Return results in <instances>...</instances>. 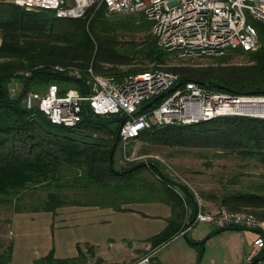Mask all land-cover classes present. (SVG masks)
I'll use <instances>...</instances> for the list:
<instances>
[{
    "label": "trees",
    "instance_id": "16d2710c",
    "mask_svg": "<svg viewBox=\"0 0 264 264\" xmlns=\"http://www.w3.org/2000/svg\"><path fill=\"white\" fill-rule=\"evenodd\" d=\"M91 11L84 17L59 18L50 10L0 4V202L11 204L13 198L21 200L27 190L37 186L54 190L47 191L45 199L33 208L17 206L14 212H54L67 205L124 211L128 208L123 204L157 200L167 204L171 211L165 227L145 239L151 247H158L193 223L194 204L186 186H182L183 197L154 164L143 162L116 168L117 134L122 120L118 115L111 117L118 123L116 128L107 126L113 119L90 113L73 127L55 125L41 112L26 109L18 97H11L7 83L19 76L24 90L31 83L55 82L62 91L68 83L85 91L90 66L94 73L120 79L125 74L162 65L177 72L179 82L192 80L238 94L264 93V24H254L261 42L254 51L228 50L212 57L213 62L206 66H170L169 53L158 46L150 33V22L142 13L136 17L107 14L104 6ZM236 56L246 60L232 61ZM55 65L76 68L81 77L58 72ZM119 65L126 68L121 70ZM25 72L29 75L24 76ZM137 139L211 147L218 152L253 158L264 166V118L222 115L187 124L152 126L141 130ZM143 170L150 171L155 180L147 179ZM62 190H73L88 200L69 199ZM219 202L229 210L250 209L264 219V194L236 190L224 193ZM187 204L191 205L190 212L186 211ZM226 229L243 227L226 226L212 233ZM83 245L85 252L82 245L76 244L75 257L55 258L50 250L34 264H77L86 253L93 255L94 246ZM11 252V242L4 246L0 241V264H7ZM95 264L106 263L97 257Z\"/></svg>",
    "mask_w": 264,
    "mask_h": 264
},
{
    "label": "built area",
    "instance_id": "2783aa9c",
    "mask_svg": "<svg viewBox=\"0 0 264 264\" xmlns=\"http://www.w3.org/2000/svg\"><path fill=\"white\" fill-rule=\"evenodd\" d=\"M27 10H50L59 18L84 17L104 6L107 14L142 13L150 22V33L160 48L178 57H213L228 50L254 51L260 47L255 25L246 12L264 24V0H5ZM54 70L81 77L76 68L55 65ZM86 90L65 88L51 82L43 92L25 90L21 97L28 110L41 112L50 123L66 127L78 124L87 113L122 118L117 146L126 145L143 129L152 126L187 124L222 115L264 118V93H233L201 83L179 82V74L165 66L114 76L87 69ZM26 75L28 73L26 72ZM153 103L143 109L146 103ZM160 100L159 103L156 102ZM133 150L127 159L134 158ZM195 222L219 227L239 226L254 233L249 264H264V219L249 211L221 208L199 210ZM190 225L179 233L185 234ZM152 250L131 261L106 264H161Z\"/></svg>",
    "mask_w": 264,
    "mask_h": 264
},
{
    "label": "rangeland",
    "instance_id": "374dc122",
    "mask_svg": "<svg viewBox=\"0 0 264 264\" xmlns=\"http://www.w3.org/2000/svg\"><path fill=\"white\" fill-rule=\"evenodd\" d=\"M1 3L10 2L0 0ZM129 14H133L135 17L138 16L137 13ZM246 17L249 22L257 23L247 12ZM168 53L167 65L170 66H206L213 62L212 57L185 58L178 57L171 52ZM0 60L2 59L0 58ZM245 60L246 58L243 56H236L232 61L240 62ZM117 67L121 70L126 68L120 65ZM23 75L26 76V72ZM7 84L10 96L18 97L22 104L21 97L25 91L22 89L23 80L19 76H14L9 79ZM46 85L45 83H31L29 89L43 92L46 89ZM64 85L65 88L74 87L70 83ZM111 117L114 116L109 115L106 119H113ZM117 125L118 123L115 119L107 123V126L111 128H116ZM93 136L102 135L93 134ZM125 149L126 154L124 155L121 148L119 149L118 146L116 148L114 159L116 168H128L143 162L149 163V166L154 164L172 180L175 190L183 197L185 192L182 186H186L192 199V204H194L195 213L199 210L214 212L225 208L220 205L219 201L226 192L242 190L264 194V166L253 158H242L233 153L218 152L217 149L206 146L164 144L144 139L129 141ZM133 150L135 151L134 158L127 159ZM142 174L149 180H155V176L148 170H143ZM49 190H54V188L37 186L27 190L21 200L13 198L11 204L9 202H0V241L4 246L10 242L9 237H7V221L14 209L17 206L21 209L33 208L38 205L39 201L45 199ZM63 192L69 195V199H78L83 202L88 200L79 195V193L73 192V190H62ZM133 203L136 202L123 204L122 207L126 208L130 204L132 206ZM185 207L186 211L190 212L191 205L187 204ZM241 211L250 212L251 210L246 208ZM216 228L222 227L193 220L192 225H190L185 234L179 233L181 229L176 236L158 247H151L148 242H143V244L139 245L134 258L157 249L154 252V256L161 264H249L246 257L251 250L254 237L253 231L243 228L240 230L226 229L212 233ZM133 247H137V245ZM81 248L85 252V246L83 245ZM105 248L102 256L103 263L128 261L132 255L129 241L127 240L116 243L110 248L107 246ZM92 253L93 255L86 253L85 259L77 260V264H95L96 251L93 249Z\"/></svg>",
    "mask_w": 264,
    "mask_h": 264
},
{
    "label": "crops",
    "instance_id": "0c3cea01",
    "mask_svg": "<svg viewBox=\"0 0 264 264\" xmlns=\"http://www.w3.org/2000/svg\"><path fill=\"white\" fill-rule=\"evenodd\" d=\"M126 208L116 211L111 207L67 205L54 212H12L7 221V237L12 245L7 264H34L50 250L55 258L75 257L77 243L93 245L95 257L103 260L106 246L125 240L129 241L131 261L139 245L165 227L171 211L158 201L136 202Z\"/></svg>",
    "mask_w": 264,
    "mask_h": 264
},
{
    "label": "water",
    "instance_id": "95a60500",
    "mask_svg": "<svg viewBox=\"0 0 264 264\" xmlns=\"http://www.w3.org/2000/svg\"><path fill=\"white\" fill-rule=\"evenodd\" d=\"M153 101H154V100H152V101H150V102L146 103L145 105H143L142 107H140V109H139V110H143V109H145V108L149 107V106H150V105L153 103Z\"/></svg>",
    "mask_w": 264,
    "mask_h": 264
}]
</instances>
